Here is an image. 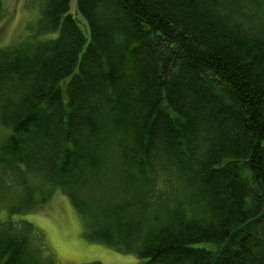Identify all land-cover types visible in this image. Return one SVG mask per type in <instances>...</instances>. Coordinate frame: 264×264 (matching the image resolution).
<instances>
[{"label": "trees", "instance_id": "obj_1", "mask_svg": "<svg viewBox=\"0 0 264 264\" xmlns=\"http://www.w3.org/2000/svg\"><path fill=\"white\" fill-rule=\"evenodd\" d=\"M29 2L50 36L0 47L4 183L139 264H264V0ZM33 230L0 225V264H52Z\"/></svg>", "mask_w": 264, "mask_h": 264}, {"label": "rangeland", "instance_id": "obj_2", "mask_svg": "<svg viewBox=\"0 0 264 264\" xmlns=\"http://www.w3.org/2000/svg\"><path fill=\"white\" fill-rule=\"evenodd\" d=\"M2 1L0 47H17L25 41L35 43L50 36L37 32L41 19L39 4L29 0ZM76 7L77 0H72L74 13ZM78 22L89 35L86 23L82 19ZM9 134L10 131L0 123V142H4ZM15 168L17 180L9 178L8 173L4 183L0 174V225L11 223L20 228L24 221L31 224L34 239L37 242L40 238L39 243L45 247H41L43 259H49L52 264H139L136 253L123 252L87 239L85 219L59 188L46 183L38 175L29 174L21 164ZM20 180L26 183H19ZM22 184L33 189L31 196L22 189Z\"/></svg>", "mask_w": 264, "mask_h": 264}]
</instances>
